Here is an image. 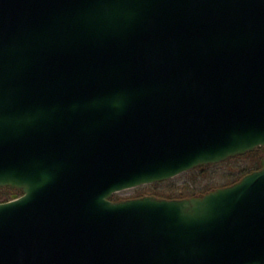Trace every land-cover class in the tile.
<instances>
[{
	"label": "water",
	"instance_id": "95a60500",
	"mask_svg": "<svg viewBox=\"0 0 264 264\" xmlns=\"http://www.w3.org/2000/svg\"><path fill=\"white\" fill-rule=\"evenodd\" d=\"M263 146L264 0H0V264H264V157L111 200Z\"/></svg>",
	"mask_w": 264,
	"mask_h": 264
},
{
	"label": "rangeland",
	"instance_id": "374dc122",
	"mask_svg": "<svg viewBox=\"0 0 264 264\" xmlns=\"http://www.w3.org/2000/svg\"><path fill=\"white\" fill-rule=\"evenodd\" d=\"M259 156L261 157L260 161H262V158L264 157V153L260 152L257 158ZM230 159L224 162L217 163L219 165L216 167L207 168L205 170L195 168L193 170L179 174L173 177L172 179H170L169 181H164L155 184L141 185L135 188L122 190L118 193H114L111 197V200L121 201V200H127L132 198L143 197V196H154V195H157L159 198H166L168 196L176 195L175 191L172 188L174 184H176V186L184 185L183 186L184 191L195 190L196 194L203 195L211 190L227 185L229 182L226 179V175L229 172H233L234 170H236V168H239V166L241 167L251 166V161H250L251 159L229 161ZM11 194L12 193L0 189V203L11 200L12 199ZM14 194L17 197L21 195L18 194L15 189H14ZM184 194L186 196L189 195V193H184ZM7 195L9 197H7Z\"/></svg>",
	"mask_w": 264,
	"mask_h": 264
},
{
	"label": "trees",
	"instance_id": "16d2710c",
	"mask_svg": "<svg viewBox=\"0 0 264 264\" xmlns=\"http://www.w3.org/2000/svg\"><path fill=\"white\" fill-rule=\"evenodd\" d=\"M259 153L260 152L258 150H254L252 152H247L244 155L237 156V157H234L233 159H230L229 161H235V160L238 161V160H242V159H251L250 160L251 161V166H249V167H241V166H239V168H236V170H234L233 172H229L226 175V179H227V181L229 183L227 185H224V186H228L230 184H233V183L237 182L245 174L250 173V172H252L254 170L259 169L261 167V161H260L261 160V157L259 156L257 158V156L259 155ZM218 165L219 164L206 165V166H203V167H201L199 169L205 170L207 168L216 167ZM239 165H241V164H239ZM183 186H180V185L179 186H176V184H174L172 188L175 191V194L176 195L168 196L166 198H168V199H177V198L198 196V194H196L195 190L184 191ZM16 191H17L18 194H21V191L20 190H16ZM184 193H189V195L186 196ZM154 196L158 197L157 195H154ZM7 197H9V196L7 195Z\"/></svg>",
	"mask_w": 264,
	"mask_h": 264
},
{
	"label": "flooded vegetation",
	"instance_id": "af4514ba",
	"mask_svg": "<svg viewBox=\"0 0 264 264\" xmlns=\"http://www.w3.org/2000/svg\"><path fill=\"white\" fill-rule=\"evenodd\" d=\"M256 150L264 153V146L263 147H260V148H257ZM0 189L1 190H5L6 192L12 193L11 194V197L15 195L13 189H9V188H0Z\"/></svg>",
	"mask_w": 264,
	"mask_h": 264
}]
</instances>
